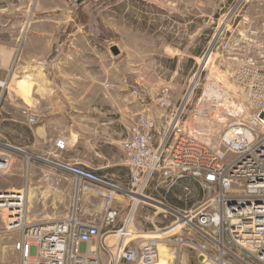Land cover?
<instances>
[{
    "label": "rangeland",
    "instance_id": "374dc122",
    "mask_svg": "<svg viewBox=\"0 0 264 264\" xmlns=\"http://www.w3.org/2000/svg\"><path fill=\"white\" fill-rule=\"evenodd\" d=\"M53 30L60 31L55 43L47 38V31ZM76 31L84 37L68 36ZM115 46L118 54L112 51ZM8 47L14 55L11 63L16 53L18 56L0 100V142L23 146L32 141L25 125L10 118L28 119L27 115L34 114L35 125H45L52 136L64 134L71 139L69 131L78 126L104 129L93 135L98 140V154L90 156L110 160L120 156L116 147L107 143L116 137V128L118 140L126 139L143 114V108L130 111V106L145 103L147 113L159 118L163 110L158 97L163 87L171 86L177 107L195 84L183 107V119L189 128L204 134L198 137L201 141L213 144L225 129V124L213 121L216 114L222 117L221 110L212 111L210 121L202 120L194 110L203 106L201 94L209 83L237 90L235 75L242 59L264 56V0H0V53ZM10 68L11 64L4 72L6 77ZM26 81L34 83L30 92L24 89ZM108 83L114 86L107 87ZM133 88L144 101L132 95ZM50 149L45 139L32 148L46 156ZM27 157L26 170L38 165L41 168L35 170L43 177L44 172L59 173L50 164ZM58 159L69 161L65 153ZM121 176L107 174L126 185L127 167ZM23 183L26 185V178L19 166L13 172L0 171V189H24ZM68 185L66 181L64 188L58 189L45 178L43 184L34 181L30 187L37 189L35 203L33 208L25 205L26 218L65 217L71 211L72 194L65 189ZM149 187L146 193L152 198V185ZM122 199L125 211H130L132 200ZM144 201L135 211L134 224L152 234V220L157 225L162 222L159 217L153 219L152 200ZM48 203L57 204L51 207L54 212L43 210ZM5 218L0 209V264H14L19 256V232L7 230ZM160 249L156 264H172L164 242H160ZM190 260L195 256L190 254Z\"/></svg>",
    "mask_w": 264,
    "mask_h": 264
},
{
    "label": "built area",
    "instance_id": "2783aa9c",
    "mask_svg": "<svg viewBox=\"0 0 264 264\" xmlns=\"http://www.w3.org/2000/svg\"><path fill=\"white\" fill-rule=\"evenodd\" d=\"M242 60L235 75L239 89L209 83L201 94L203 106L194 110L207 121L212 120V111L221 110L225 120L216 114L213 121L225 124V129L213 144L201 141L200 132L183 119L195 84L177 107L171 86L161 89L159 118L149 113L139 116L123 140L126 185L58 159L69 148L66 138L56 139L48 154L55 158L34 156L13 143L0 142L3 148L26 153L28 160L35 158L76 176L71 213L60 218L29 221L25 192L0 190V196L14 195L16 203L14 211L6 205L0 209L6 213L7 230L19 232L17 264H153L159 242L169 248L172 264H264V56ZM3 80L7 83L9 78ZM3 80L0 100L6 89ZM132 95L145 99L137 88ZM27 117L30 123L37 122L34 114ZM10 167V156L0 155V171ZM150 184L152 198L146 193ZM84 193L99 200L97 213L83 211ZM126 197L132 200L128 212L122 199ZM144 199L152 200L153 219L161 218L160 225L152 220L155 235L134 224Z\"/></svg>",
    "mask_w": 264,
    "mask_h": 264
},
{
    "label": "crops",
    "instance_id": "0c3cea01",
    "mask_svg": "<svg viewBox=\"0 0 264 264\" xmlns=\"http://www.w3.org/2000/svg\"><path fill=\"white\" fill-rule=\"evenodd\" d=\"M53 30V31H47V38L50 39L52 42H56L57 38L60 36V31ZM68 36L73 37V38H77V37H84L83 35L80 34V31H76V33H69ZM86 38V37H85ZM76 41V40H75ZM13 51L11 50L10 47L6 48L3 50V52L0 53V58H1V72H0V76L3 79H7L8 76L6 77V75L4 74V72H6V70L8 69V67L11 64L12 58H13ZM15 53V52H14ZM11 77H9L10 80ZM9 80L6 83V87H8L9 84ZM24 80V79H23ZM118 104V103H117ZM144 106H148L145 105V103H141L138 105H132L130 106V111H140V109H142L143 114L147 113L148 108L144 107ZM121 107V112L124 111L125 107H124V103L121 102L120 104ZM135 113V112H132ZM138 113V112H136ZM77 117V116H76ZM12 121H14V123H18L17 121H19L20 123H22L23 125H25V127L27 128V130L29 132L32 133L33 138L32 141L27 142L26 145H18L16 143L13 142V144L20 146L22 148H24L26 150V152H29L30 154L36 156V155H45L44 153L39 152L38 150L33 151L32 148L38 146V144L40 142H42L44 139L45 141L48 140L49 144H50V150L49 152H51L54 147H55V141L58 138H66L67 141L71 140V145L69 146V148L64 152L65 155L68 156V160L69 162H74L76 164H79L89 170L94 171L95 173L102 175V176H107V174H111V176L113 177H117V178H121L123 176L122 172L125 171L126 165H125V154H124V150H123V140H118V129L116 128V137H112L111 141L107 142L110 145H114L117 149V151L120 153L119 155H116L115 158H112L110 160H108L106 157L105 160H95L94 158H92L90 155V153L93 154H98V149L97 148V143L98 140L95 138V136H93L94 134H99L101 132L104 131V129L97 127V128H93L92 130H85L84 128H80L78 127H74L72 128L69 132L71 133L70 135H68L71 139H68V137L66 135H56L53 134L54 136H52L50 134V131L47 130V127L45 125H35L36 123H30L28 121L27 118H22L21 120H17V119H13L10 118ZM77 120L75 121L74 125H77ZM48 131V132H47ZM61 133V132H60ZM88 133L90 134L88 136ZM98 137V136H97ZM10 142V141H7ZM12 143V142H11ZM69 143V141H68ZM112 147V146H111ZM91 151V152H90ZM8 154L10 156L11 159V167L8 171L13 172L14 170L18 169L19 166V170L20 173L22 175V177L26 178V185L25 183H23L24 189H20L23 190L25 192V205L27 208H33L35 201L33 202L34 199V194L35 191H37V189L34 191L33 187L30 185H33V182H41V184H43V180L45 178V180H50L51 182V186H55V188H64V184L66 183V181L69 182L68 187H65V189L68 190V192L70 193V196L72 194V198H71V202H70V206H71V210H72V206L74 204V199H75V192H74V182H75V178L76 176L70 172L64 171L62 169L56 168L54 166H52V168H54L55 170H58L59 173H54V172H44V177L43 175L40 174V172H38V170L41 167H39L38 165H33L29 169H25V164L24 161L27 157V154L24 152H20V151H16V150H9L7 148H3L2 146H0V155L2 154ZM49 154V153H48ZM48 157L50 158H55V156L52 155H48ZM33 162H36L38 159L35 160V158ZM108 160V161H106ZM41 160H39L38 162H40ZM20 164V165H19ZM13 168V169H12ZM7 172V171H6ZM129 175V172H128ZM50 177V178H49ZM25 180V179H24ZM30 185L28 182H30ZM31 188L33 189V192H30ZM0 190H5V191H13V190H18L16 188H14L13 186L10 187H6V189H0ZM32 193V194H30ZM99 201L96 196L90 194V193H84L82 196V202H81V207L83 209V211L85 213H97L100 210L101 205L96 202ZM87 204V207L86 204ZM93 203V204H92ZM98 203V204H97ZM57 204H45L42 206L43 210H45V212L47 211H52L53 209H51V207H54ZM68 206V204H66ZM47 208H49L47 210ZM88 210V211H87ZM54 212V211H52ZM50 213V212H47ZM71 213V211H70ZM70 213H68L67 215H69ZM66 215V216H67ZM50 218L47 219H53V218H57L54 217L53 215H47ZM60 218V217H59ZM40 220V219H39ZM45 220V219H42ZM132 228V227H131ZM19 257V256H18ZM18 257H17V262H18ZM14 263V264H17Z\"/></svg>",
    "mask_w": 264,
    "mask_h": 264
},
{
    "label": "bare ground",
    "instance_id": "6f19581e",
    "mask_svg": "<svg viewBox=\"0 0 264 264\" xmlns=\"http://www.w3.org/2000/svg\"><path fill=\"white\" fill-rule=\"evenodd\" d=\"M227 17V16H226ZM235 60H238L237 58H234ZM241 61V60H240ZM243 61V60H242ZM3 82V81H2ZM3 84V87H5L6 88V83L5 82H3L2 83ZM34 84V83H33ZM33 84H32V82L31 81H26L25 82V84H24V89H25V91H27V92H30V90H31V88H32V86H33ZM23 89V90H24ZM33 90V89H32ZM208 93H209V91H207ZM237 92V91H236ZM230 96H232V94H230V93H228ZM230 102V101H229ZM228 102V103H229ZM230 103H232V102H230ZM233 104V103H232ZM234 106V105H233ZM221 118V121L223 122L225 119H223L222 117H220ZM203 133V132H202ZM204 135V134H203ZM203 135H200V136H202L203 137ZM209 138V137H208ZM12 196H14V195H5V196H0V207H3L4 205H6V206H10L11 207V210L12 211H14L13 210V206L14 205H16V203H15V201L12 199L13 197ZM137 198H142V197H137ZM24 205H25V197H24ZM130 227H132V226H130ZM148 234V233H147ZM155 235V232H152V235ZM157 234H159V233H157ZM164 246L165 247H167L165 244H164ZM158 249H159V251L161 250L160 249V242H159V244H158ZM156 262H157V260L153 263V264H156Z\"/></svg>",
    "mask_w": 264,
    "mask_h": 264
},
{
    "label": "water",
    "instance_id": "95a60500",
    "mask_svg": "<svg viewBox=\"0 0 264 264\" xmlns=\"http://www.w3.org/2000/svg\"><path fill=\"white\" fill-rule=\"evenodd\" d=\"M112 51L115 53V54H118L119 53V49L115 46L112 48Z\"/></svg>",
    "mask_w": 264,
    "mask_h": 264
},
{
    "label": "trees",
    "instance_id": "16d2710c",
    "mask_svg": "<svg viewBox=\"0 0 264 264\" xmlns=\"http://www.w3.org/2000/svg\"><path fill=\"white\" fill-rule=\"evenodd\" d=\"M168 199H169V201L173 202V198L171 195H168Z\"/></svg>",
    "mask_w": 264,
    "mask_h": 264
}]
</instances>
